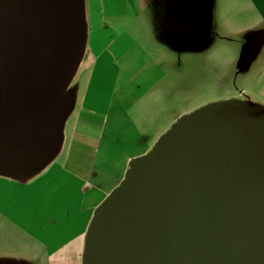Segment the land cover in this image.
Instances as JSON below:
<instances>
[{"label":"water","instance_id":"water-1","mask_svg":"<svg viewBox=\"0 0 264 264\" xmlns=\"http://www.w3.org/2000/svg\"><path fill=\"white\" fill-rule=\"evenodd\" d=\"M85 0H0V135L51 155V122L85 54ZM82 264H264V106L225 100L177 120L97 207Z\"/></svg>","mask_w":264,"mask_h":264},{"label":"rangeland","instance_id":"rangeland-1","mask_svg":"<svg viewBox=\"0 0 264 264\" xmlns=\"http://www.w3.org/2000/svg\"><path fill=\"white\" fill-rule=\"evenodd\" d=\"M128 1L135 18L124 33L107 27L99 0L87 1V48L95 55L106 53L94 72L91 94L107 99L121 96L127 107L133 106L127 121L141 115L143 103L148 105L142 115L152 137L207 104L259 100L264 82V18L253 1ZM92 63L86 53L72 84L90 75ZM58 109L51 122L56 123L63 106ZM17 135L9 142L11 136L0 135V161L18 157L29 134ZM118 144L119 157L138 152L130 140ZM3 234L0 264H49L42 248L38 259L25 255L24 232L16 228Z\"/></svg>","mask_w":264,"mask_h":264},{"label":"crops","instance_id":"crops-1","mask_svg":"<svg viewBox=\"0 0 264 264\" xmlns=\"http://www.w3.org/2000/svg\"><path fill=\"white\" fill-rule=\"evenodd\" d=\"M99 1L107 27L124 33L135 18L132 4L128 0ZM251 1L264 18V0ZM86 53L92 56L93 70L66 90L63 109L56 117L59 139L51 155L40 166L37 158L23 160L21 154L12 156V161H0V234L16 228L24 232L25 255L38 259L42 250L49 264H82L95 210L124 179L131 161L147 153L168 129L152 137L142 115L148 105L143 103L141 115L127 121L133 106L127 107L121 96L107 99L91 94L94 72L106 53L95 55L87 45ZM257 94L259 100H250L264 106V82ZM1 136H11L7 142L18 137ZM127 140L137 144L134 150L138 152L119 157L118 143L125 145Z\"/></svg>","mask_w":264,"mask_h":264}]
</instances>
